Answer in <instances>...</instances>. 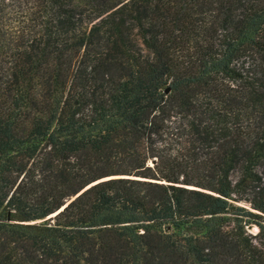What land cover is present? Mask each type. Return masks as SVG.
I'll use <instances>...</instances> for the list:
<instances>
[{
    "label": "trees",
    "instance_id": "obj_1",
    "mask_svg": "<svg viewBox=\"0 0 264 264\" xmlns=\"http://www.w3.org/2000/svg\"><path fill=\"white\" fill-rule=\"evenodd\" d=\"M0 264H264V0H0Z\"/></svg>",
    "mask_w": 264,
    "mask_h": 264
},
{
    "label": "water",
    "instance_id": "obj_2",
    "mask_svg": "<svg viewBox=\"0 0 264 264\" xmlns=\"http://www.w3.org/2000/svg\"><path fill=\"white\" fill-rule=\"evenodd\" d=\"M136 179V178H134ZM163 183V182H162ZM91 185L93 184H90L86 187H84L83 189H81L77 194H75L74 196H72L71 198H69V200H67L59 209H57L55 212H53L52 214L44 217L43 219H40V220H37V221H34V222H31V223H40V222H43V221H46L48 219H51L52 217H54L57 213H59L63 208H65L67 206V204H69L73 199H75L78 195H80L83 191H85L88 187H90Z\"/></svg>",
    "mask_w": 264,
    "mask_h": 264
},
{
    "label": "rangeland",
    "instance_id": "obj_3",
    "mask_svg": "<svg viewBox=\"0 0 264 264\" xmlns=\"http://www.w3.org/2000/svg\"><path fill=\"white\" fill-rule=\"evenodd\" d=\"M148 164L150 165L151 163L148 162ZM116 177H125V176H123V175H118V174H117V175H109V176H106V177L101 178V179L116 178ZM163 184H165V182H163ZM190 188H194V187H190ZM236 206H239V207L244 208V209H248V206H247L246 204L236 203ZM245 230H246L248 233L252 234V235L255 234V232H256V228H255L254 225H248V226H246V227H245Z\"/></svg>",
    "mask_w": 264,
    "mask_h": 264
}]
</instances>
